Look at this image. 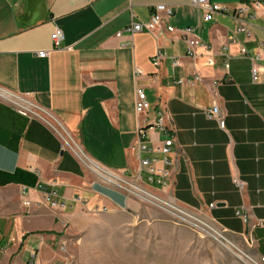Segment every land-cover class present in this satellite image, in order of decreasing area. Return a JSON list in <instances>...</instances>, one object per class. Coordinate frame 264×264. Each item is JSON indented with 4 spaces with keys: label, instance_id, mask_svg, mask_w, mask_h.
<instances>
[{
    "label": "crops",
    "instance_id": "obj_1",
    "mask_svg": "<svg viewBox=\"0 0 264 264\" xmlns=\"http://www.w3.org/2000/svg\"><path fill=\"white\" fill-rule=\"evenodd\" d=\"M209 1L234 11L245 0ZM157 5L173 8L172 18L162 15L163 29L171 25L173 32L157 41L147 32L116 36L131 21H148ZM202 16L191 0H0V88L27 96L61 135L0 99V264H65L68 234L91 213L138 206L97 168L133 180L138 130L156 121L162 105L167 134L146 135L155 147L173 137L171 176L164 189L151 190L204 213L238 245L250 241L264 259V73L252 83L250 61L239 55L240 48L259 54L264 68V12L249 18L252 37L235 35L233 43L227 38L237 22L229 14L206 23ZM188 27L213 66L205 65L203 48L194 59L186 55ZM55 31L62 35L58 48L50 38ZM158 50L179 65L166 58L154 67ZM136 87L149 103L141 115ZM213 105L221 122L203 112Z\"/></svg>",
    "mask_w": 264,
    "mask_h": 264
},
{
    "label": "rangeland",
    "instance_id": "obj_2",
    "mask_svg": "<svg viewBox=\"0 0 264 264\" xmlns=\"http://www.w3.org/2000/svg\"><path fill=\"white\" fill-rule=\"evenodd\" d=\"M133 180L138 190L127 194L138 206L91 213L68 234L65 264H264L252 245H238L204 213L183 209Z\"/></svg>",
    "mask_w": 264,
    "mask_h": 264
},
{
    "label": "built area",
    "instance_id": "obj_3",
    "mask_svg": "<svg viewBox=\"0 0 264 264\" xmlns=\"http://www.w3.org/2000/svg\"><path fill=\"white\" fill-rule=\"evenodd\" d=\"M191 3L194 7L203 12L202 21L205 23L211 22L213 20L214 15L216 14H229V16L235 22H237V26L234 29L233 33L227 38L228 43L234 42L235 35H242L246 40L250 39L253 35V32L252 25L249 22V18L257 16L259 11L264 12V0H245L234 11H231L229 8L223 7L217 3H211L209 0H191ZM162 15H165V17L168 19L172 18L174 15L173 8L169 5H157L153 7L148 21H131L130 24L125 27L121 32L117 33L116 36H133L136 33L147 32L153 37L154 40L157 41L164 34V32L171 33L174 31V28L171 25H167L166 28L163 29ZM240 16H245L247 19L242 20L239 18ZM182 33L185 36L184 42L186 45V55L194 59L196 57L195 50L197 48H203L207 52V55H205V65L207 67L213 66L214 61L212 56L208 54L209 49L197 39V37L194 35V29L188 27L184 29ZM50 38L53 42V45L58 48L62 39V35L58 31H55ZM239 55L247 57L249 59L251 64V82L258 83L260 74L264 73V68L261 65L257 64V61L261 60L260 55L256 54L255 56H248L245 48H240ZM166 58H170V63L172 67H177L179 65V61L177 59L168 57L165 52H160L159 50L151 58V63L154 67H159L160 63ZM228 58L229 57H227L226 62L224 64L225 69H228L229 67L227 63ZM134 73L135 75L141 74V72L137 69L134 70ZM197 79L198 77H195L194 80L186 82L193 85L197 81ZM182 82L183 80L179 81V83ZM134 96L135 113L137 115L146 113L149 109V103L142 87L135 88ZM26 97L27 96H15L0 88L1 100L7 102L11 107L14 108V110H16L19 114L25 117H36L41 119L48 126H50L57 133L58 136H61L57 132L55 127L49 122V119L45 117L43 111L39 109L36 105L28 101ZM203 112L209 120H216L219 122L222 121L221 111L217 105H213L210 109H204ZM164 116H166L167 119L170 120L169 114L166 112V107L162 105L160 111L157 112L156 121L153 124L149 125L148 128H140L138 130V142L135 145V152L137 154L138 164V172L136 177L134 178L135 182L137 181L142 184V186L154 190L164 189L167 186V182L171 176V160L169 158V155L171 153V148L174 144V139L173 137H169L163 140L159 146L155 147L153 145H150L149 140L147 139L146 130L156 129L162 134H167V126L164 123ZM157 154H160L161 157L157 158ZM76 156L79 159L85 161V163H87L88 165H90L89 167L92 169V166L94 165H92V163L85 159L83 155L76 153ZM97 170L102 172L105 177H111L112 183L122 189H125L128 193H131L133 190H138L131 181H125L124 183L122 182V184H119L114 179H112L114 175L106 173L102 169L97 168ZM52 195L56 196L55 193H52ZM75 201L78 203H82V199L78 196L75 198ZM51 206H58L57 200L52 201ZM100 211L105 212L107 211V209L103 207L102 209H100ZM236 215L239 216L244 223H249V219L246 214L236 212ZM249 244L251 245L252 243L249 241ZM261 260L264 262V259Z\"/></svg>",
    "mask_w": 264,
    "mask_h": 264
},
{
    "label": "bare ground",
    "instance_id": "obj_4",
    "mask_svg": "<svg viewBox=\"0 0 264 264\" xmlns=\"http://www.w3.org/2000/svg\"><path fill=\"white\" fill-rule=\"evenodd\" d=\"M112 179H114L116 182H121V183H122V182H123V183L125 182L124 180L119 179V178L114 177V176L112 177Z\"/></svg>",
    "mask_w": 264,
    "mask_h": 264
}]
</instances>
